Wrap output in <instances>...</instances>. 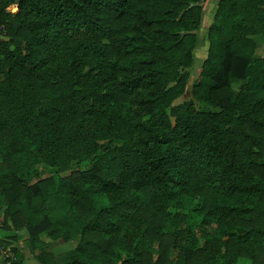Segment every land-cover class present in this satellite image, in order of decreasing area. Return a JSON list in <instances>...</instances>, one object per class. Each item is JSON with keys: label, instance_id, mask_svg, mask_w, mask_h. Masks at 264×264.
<instances>
[{"label": "trees", "instance_id": "obj_1", "mask_svg": "<svg viewBox=\"0 0 264 264\" xmlns=\"http://www.w3.org/2000/svg\"><path fill=\"white\" fill-rule=\"evenodd\" d=\"M197 1L0 0V216L79 235L41 264H264V0H217L175 104Z\"/></svg>", "mask_w": 264, "mask_h": 264}, {"label": "rangeland", "instance_id": "obj_2", "mask_svg": "<svg viewBox=\"0 0 264 264\" xmlns=\"http://www.w3.org/2000/svg\"><path fill=\"white\" fill-rule=\"evenodd\" d=\"M217 0H198L197 3L202 6V17L199 27L196 29V41L192 49L193 61L190 66L183 68L187 75L186 89L177 97L173 103H180L191 97V86L199 77V71L203 58L207 54L208 49V38L207 29L213 20V13L216 8ZM256 41V55H263L264 51V36L262 34L254 35ZM84 166V164H82ZM61 172L59 174H63ZM46 173L44 175H49ZM56 178V174H54ZM79 235L74 234L67 241L54 240L50 238L46 233H41V238L45 244L38 250L32 251L29 248L28 237L25 229H14L5 227L3 218L0 216V239L7 241V248L15 257V264H41L38 260L37 253L40 250H46L53 254L55 260L59 263L67 261L71 254L74 252V246L78 240ZM16 247V252L12 250V247Z\"/></svg>", "mask_w": 264, "mask_h": 264}, {"label": "built area", "instance_id": "obj_3", "mask_svg": "<svg viewBox=\"0 0 264 264\" xmlns=\"http://www.w3.org/2000/svg\"><path fill=\"white\" fill-rule=\"evenodd\" d=\"M3 25H0V37H2ZM15 257L6 246L0 245V264H15Z\"/></svg>", "mask_w": 264, "mask_h": 264}]
</instances>
